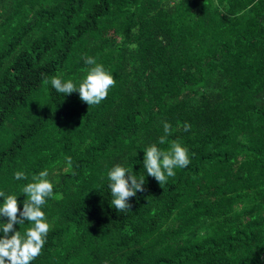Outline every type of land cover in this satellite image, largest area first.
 Wrapping results in <instances>:
<instances>
[{
    "label": "trees",
    "instance_id": "trees-1",
    "mask_svg": "<svg viewBox=\"0 0 264 264\" xmlns=\"http://www.w3.org/2000/svg\"><path fill=\"white\" fill-rule=\"evenodd\" d=\"M85 57L116 81L98 105L50 83L78 87ZM173 141L190 163L159 185L143 151ZM116 164L145 179L123 212ZM44 169L31 264H264V0H0V191L22 211Z\"/></svg>",
    "mask_w": 264,
    "mask_h": 264
},
{
    "label": "clouds",
    "instance_id": "clouds-1",
    "mask_svg": "<svg viewBox=\"0 0 264 264\" xmlns=\"http://www.w3.org/2000/svg\"><path fill=\"white\" fill-rule=\"evenodd\" d=\"M84 63L89 67L78 87L71 80L64 81L58 76L51 77L50 83L58 93L67 95L78 92L80 100L88 106L98 105L106 99L109 89L115 86L116 81L95 58L85 57ZM44 83H49V80L45 79ZM190 127L185 123L183 130L189 131ZM163 131L165 135L159 138L160 144L166 142L171 125L163 122ZM143 154V168L159 185L165 184L168 178L175 176L174 169L185 168L190 163L187 148L177 141L171 142L167 150L151 144L144 149ZM65 163L67 170H71L72 158L65 157ZM48 176L49 171L44 169L33 175L31 182L21 188V194L26 197L22 211L18 207L17 195H6L0 191V197L3 198L0 203V216L7 218L6 223L0 224V230L4 234L0 238V264H31L40 255L50 229L45 213L41 210L46 198L53 196V184ZM14 179L27 180V176L23 171H16ZM107 179L109 181L107 187L112 197L111 206L117 212L129 210V198L135 197L138 191L145 190L144 174L137 178L120 164L108 170ZM25 221L31 226L25 228L23 234L20 230L14 231L15 224L23 225ZM10 232L11 236L8 235Z\"/></svg>",
    "mask_w": 264,
    "mask_h": 264
}]
</instances>
